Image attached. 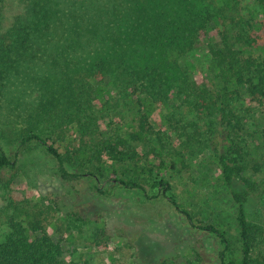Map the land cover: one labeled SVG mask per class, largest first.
Instances as JSON below:
<instances>
[{
  "label": "trees",
  "instance_id": "trees-1",
  "mask_svg": "<svg viewBox=\"0 0 264 264\" xmlns=\"http://www.w3.org/2000/svg\"><path fill=\"white\" fill-rule=\"evenodd\" d=\"M239 6V0H28L24 14L0 34V100L12 92L14 78L22 75L23 69L34 70L38 77L27 84L35 87L40 100L17 135L21 145L34 143L45 150L58 162L64 182L86 175L103 195L107 192L101 186L106 182L141 189L133 177L139 170L134 144L155 143L148 124L151 109L159 102L168 104V94L186 85L179 78L177 62L190 51L201 49L204 39L211 55L210 72L220 80V89L212 93L205 86H196L190 106L196 115L208 118L207 149L237 205L241 250L236 261L264 264V254L253 256L255 234L259 225H264V167L247 160L256 137L264 141V130L249 134L247 117L238 109L243 95L263 103L264 57L233 49L258 45L262 37L252 33L264 28V0H255L249 17L234 24ZM215 39L219 43L213 44ZM188 65L192 63L188 61ZM115 92L130 108L138 107V113L143 110L146 115L138 129L132 128L124 136H97L95 101L101 102L98 108L103 114ZM63 125L74 130L76 138L70 141L77 144L65 155L55 148L54 132L49 130ZM152 153L161 152L156 149ZM74 163L90 170L71 174L65 165ZM169 167L174 169L175 165L161 159L141 171L148 174L153 189L167 195L171 191ZM14 168L0 142V191L8 187ZM121 170L124 178H117ZM167 199L192 222L174 196L167 195ZM20 206L11 203L7 212L11 209L12 214L4 220L0 216V264H75L47 232L37 208L30 211ZM67 217L85 222L76 211ZM196 228L220 240L225 262L230 249L226 231L211 225Z\"/></svg>",
  "mask_w": 264,
  "mask_h": 264
},
{
  "label": "rangeland",
  "instance_id": "rangeland-1",
  "mask_svg": "<svg viewBox=\"0 0 264 264\" xmlns=\"http://www.w3.org/2000/svg\"><path fill=\"white\" fill-rule=\"evenodd\" d=\"M27 1L0 0V34H4L15 18L24 14ZM239 1L240 13L234 24L249 17L248 11L255 2ZM252 34L262 37L256 47L233 49L249 51L255 58L264 57V28L254 30ZM201 42V49L190 51L177 62L179 78L186 85L180 91L175 89L168 94V104L159 102L151 109L148 124L154 131L155 143L134 144L139 170L136 175H130L136 178L141 189L129 190L106 182L101 186L107 192L105 195L98 193L86 175L64 182L58 162L45 150L34 143L21 145L17 135L26 127L28 115L37 110L34 107L40 100L35 87L27 84L38 77L36 72L23 69V74L14 78L16 85L10 87L12 92L0 100V142L7 157L15 163L8 176L11 182L0 191L1 218L4 220L6 215L12 214L11 209L7 212L11 203H21L24 210L37 208L35 211L47 232L61 244L67 260L75 264H226L229 260L239 264L236 261L241 250L237 205L223 185L219 167L207 149L208 118L196 115L190 106L194 102L192 96L196 86H205L212 93L220 89V80L210 72L211 55L205 40L201 38ZM95 103L99 119L97 136H124L132 128L138 129L141 118L146 115L143 110L138 113V107L130 108L116 92L111 106L103 114L99 109L101 102L96 100ZM238 109L247 117L249 134L258 135L264 130V100L259 104L252 97L243 95L238 101ZM54 129H49L54 132V146L65 155L73 144L77 145L70 141L76 138L72 135L74 130L70 131L65 125ZM255 141L248 150L247 160L264 167V141L257 137ZM156 149L161 153L153 154ZM160 154V158L154 157ZM161 159L175 165L174 169L169 167L167 179L171 191L167 195L174 196L185 207L192 222L176 211L165 192L153 189L148 174L141 171L148 164H158ZM65 168L78 175L90 170L79 163L66 164ZM122 171L117 178H124ZM75 211L84 223L67 217ZM203 225L226 231L230 249L226 252L228 259L225 262L221 259L224 247L220 240L196 228ZM259 226L253 249L256 258L264 254V225Z\"/></svg>",
  "mask_w": 264,
  "mask_h": 264
}]
</instances>
